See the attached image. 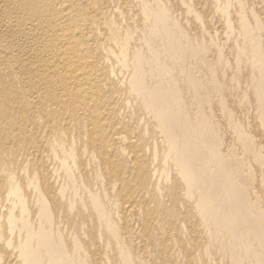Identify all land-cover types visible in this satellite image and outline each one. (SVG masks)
Wrapping results in <instances>:
<instances>
[{
	"label": "bare ground",
	"instance_id": "6f19581e",
	"mask_svg": "<svg viewBox=\"0 0 264 264\" xmlns=\"http://www.w3.org/2000/svg\"><path fill=\"white\" fill-rule=\"evenodd\" d=\"M258 2L0 0V264H264Z\"/></svg>",
	"mask_w": 264,
	"mask_h": 264
},
{
	"label": "rangeland",
	"instance_id": "374dc122",
	"mask_svg": "<svg viewBox=\"0 0 264 264\" xmlns=\"http://www.w3.org/2000/svg\"><path fill=\"white\" fill-rule=\"evenodd\" d=\"M255 7H258V8H260V9H262L263 10V12H264V1L263 0H259V2L257 3V4H255ZM223 32H221L220 33V35L222 34ZM193 36H196L197 37V34L194 32L193 33ZM222 36V35H221ZM219 42H221V40H219ZM215 57H213V55H212V57L209 59V62L212 64V63H214V62H216L215 60Z\"/></svg>",
	"mask_w": 264,
	"mask_h": 264
}]
</instances>
